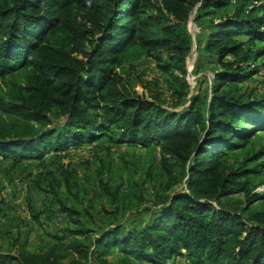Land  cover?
I'll return each mask as SVG.
<instances>
[{
    "label": "trees",
    "instance_id": "trees-1",
    "mask_svg": "<svg viewBox=\"0 0 264 264\" xmlns=\"http://www.w3.org/2000/svg\"><path fill=\"white\" fill-rule=\"evenodd\" d=\"M194 43V73L214 66L191 90ZM133 48L169 76L175 106H187L130 95L118 69ZM262 57L264 0H0V78L28 72L16 98L0 97L11 119L0 122V156L43 160L96 142L106 126L118 143L161 149L158 166L127 187L100 178L98 211L61 197L62 187L78 200L87 192L62 164L51 192L38 183L59 211L31 208L38 222L59 224L63 213L67 225L41 252L8 240L0 264H264V210L252 209L264 201L253 194L264 174V95L244 98L240 87Z\"/></svg>",
    "mask_w": 264,
    "mask_h": 264
},
{
    "label": "rangeland",
    "instance_id": "rangeland-1",
    "mask_svg": "<svg viewBox=\"0 0 264 264\" xmlns=\"http://www.w3.org/2000/svg\"><path fill=\"white\" fill-rule=\"evenodd\" d=\"M189 29L195 40L199 27L194 22V16L189 21ZM198 55L196 43H194L188 76L191 90L196 88L199 77L207 76L210 79L213 75L214 65L207 66L206 64L204 68L208 71L194 73ZM203 60L206 62V58ZM207 60L211 63L213 57ZM122 65L123 67H120L118 72L125 80V87L130 95L150 99L158 94L163 107L173 111H179L188 105L175 106L176 100L172 96L169 76L161 71L153 58L145 57L140 49L133 48L129 51ZM256 66L259 68L258 74L240 85L244 98L249 96L258 98L264 95V57L257 61ZM27 76L28 72L21 70L14 75L0 78V97L7 100L16 98ZM8 120H11L10 117L0 107V122ZM106 127L109 128L108 131L96 142L72 148L63 154L50 150L49 155L43 160H26L14 165L13 159L0 156V216H2L0 218V246L7 247L8 244L13 243H8V240L20 238L22 241L27 240L26 243L31 246L30 249L41 252L54 242V236L62 233L61 229L68 222L66 214L60 215L59 224L57 221L53 224L47 223L45 219L38 222L34 219L31 208L47 211V214L53 216L59 211L53 195L45 194L43 188L49 190L48 185L52 177L50 174L57 173L62 164H71L80 172L78 183L84 190L83 192H86V189L87 192L85 198L81 197V200H78L62 187L59 190L61 197L65 198L72 207L81 209L89 203L96 211L100 210L101 204L104 203L100 178L104 182L121 183L127 187L130 178H140L149 167L158 166L161 159L160 147L155 145L145 147L128 141L118 143L115 140L118 138L117 131ZM261 136L264 139V133ZM41 175L46 177L41 178ZM38 183L42 184L43 188L38 189ZM253 183L255 184L253 194L264 195V174L257 177ZM77 192L78 190L74 189L72 194ZM148 192L149 197L152 198L151 185ZM237 197L244 200L242 195ZM252 209L264 210V201H257L252 205ZM127 218L131 219L130 216ZM50 233L53 235L49 238ZM119 257L120 254L114 252L109 259L116 262ZM172 263L173 261L170 262Z\"/></svg>",
    "mask_w": 264,
    "mask_h": 264
},
{
    "label": "crops",
    "instance_id": "crops-1",
    "mask_svg": "<svg viewBox=\"0 0 264 264\" xmlns=\"http://www.w3.org/2000/svg\"><path fill=\"white\" fill-rule=\"evenodd\" d=\"M0 218H2V216H0ZM175 263L176 264H189L188 261L184 258H179L178 260H176Z\"/></svg>",
    "mask_w": 264,
    "mask_h": 264
}]
</instances>
